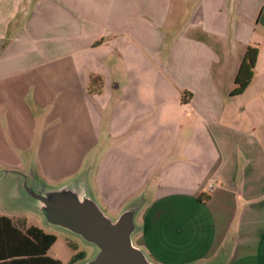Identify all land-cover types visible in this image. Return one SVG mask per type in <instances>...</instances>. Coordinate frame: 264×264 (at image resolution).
<instances>
[{
    "label": "crops",
    "instance_id": "obj_1",
    "mask_svg": "<svg viewBox=\"0 0 264 264\" xmlns=\"http://www.w3.org/2000/svg\"><path fill=\"white\" fill-rule=\"evenodd\" d=\"M97 148L153 264H264V0H0V158L66 183Z\"/></svg>",
    "mask_w": 264,
    "mask_h": 264
},
{
    "label": "water",
    "instance_id": "obj_2",
    "mask_svg": "<svg viewBox=\"0 0 264 264\" xmlns=\"http://www.w3.org/2000/svg\"><path fill=\"white\" fill-rule=\"evenodd\" d=\"M7 174L12 176L15 201L37 212L46 224L95 247V256L85 264H153L132 242L138 231L134 219L141 200L126 205L112 220L92 198L85 176L50 187L32 173L2 170L0 179ZM209 264H223V260Z\"/></svg>",
    "mask_w": 264,
    "mask_h": 264
},
{
    "label": "rangeland",
    "instance_id": "obj_3",
    "mask_svg": "<svg viewBox=\"0 0 264 264\" xmlns=\"http://www.w3.org/2000/svg\"><path fill=\"white\" fill-rule=\"evenodd\" d=\"M101 150L99 148L93 149L87 154L86 159L88 160H93L96 161L97 168L96 170L90 172L91 169H86L89 170V175L86 176V181L87 185L91 191L92 198L94 201L97 203L99 208L102 210V212L109 218V219H115L118 214L122 211V208H116V203L115 205L107 206L106 204L103 203L100 192L97 189V184H98V179H97V171H99V154ZM26 158L27 154L24 155ZM29 157H33V155H29ZM84 159V160H86ZM74 159H67L66 164L59 165L57 164L56 166H47L44 167L48 171L46 172V175L42 173L41 171L43 167H38L36 166L37 169V174L40 178L44 180V178H47L48 180H45L46 185L50 187H57L63 184L65 180L69 179L72 175L73 170H75V166L73 164ZM9 161V160H7ZM3 159L0 158V171L2 170H10L14 168L17 172H21L23 174H28L32 173L33 174V169L32 166L27 167L25 164V161L27 160H20L22 162V165H17L15 166L14 163H9ZM32 162V159L29 160ZM28 161V162H29ZM87 162V161H86ZM84 164V163H83ZM11 170V171H13ZM49 175H48V174ZM36 177V176H35ZM38 178V177H36ZM12 176L7 174L5 175L2 179H0V216L7 217L10 219L13 223L16 222V220H25L28 225L35 226L42 230L44 233L53 235L55 240L54 243L50 246L48 251L46 252V256H48L51 259L57 260L60 264H68L69 260L71 259L73 251L70 248V245L76 247V252H82L84 257L82 260L77 261L74 264H85L87 261L91 260L96 253V249L93 245L88 244L84 241H82L78 236L73 235L64 229H61L59 227H54L51 225H48L44 222L42 217L32 209H30L27 206L19 204L17 201L13 199V182H12ZM116 201V198H112V203ZM138 215L134 219L135 222H138ZM134 239V244H135V238ZM144 248V246L142 247Z\"/></svg>",
    "mask_w": 264,
    "mask_h": 264
},
{
    "label": "trees",
    "instance_id": "obj_4",
    "mask_svg": "<svg viewBox=\"0 0 264 264\" xmlns=\"http://www.w3.org/2000/svg\"><path fill=\"white\" fill-rule=\"evenodd\" d=\"M256 52L247 49L237 69L235 88L230 94H240L252 77V67ZM95 80L90 81L91 84ZM90 92H93L90 89ZM54 236L44 233L35 227H25L24 221L13 223L8 218L0 216V264H60L57 260L46 256V252L54 243ZM75 251L68 264H73L84 257L82 252Z\"/></svg>",
    "mask_w": 264,
    "mask_h": 264
}]
</instances>
